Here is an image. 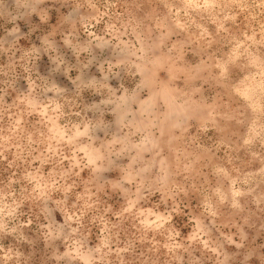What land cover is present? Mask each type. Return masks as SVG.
I'll return each instance as SVG.
<instances>
[{"label":"rangeland","instance_id":"374dc122","mask_svg":"<svg viewBox=\"0 0 264 264\" xmlns=\"http://www.w3.org/2000/svg\"><path fill=\"white\" fill-rule=\"evenodd\" d=\"M0 264H264V0H0Z\"/></svg>","mask_w":264,"mask_h":264}]
</instances>
